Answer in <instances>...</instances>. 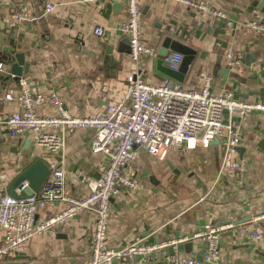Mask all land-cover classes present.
<instances>
[{"label":"crops","instance_id":"crops-1","mask_svg":"<svg viewBox=\"0 0 264 264\" xmlns=\"http://www.w3.org/2000/svg\"><path fill=\"white\" fill-rule=\"evenodd\" d=\"M197 1L223 11L225 18L170 0H141L142 43L154 47L158 56L141 54L134 62L118 28L126 18L125 0H0V115L21 107L18 80L7 75L17 55L20 77L33 91L44 96L57 93L63 108L83 116L104 112L108 103L118 101L131 73H140L152 83L168 78L157 68L167 39L194 50L190 68L179 81L184 87L201 88L204 82L199 72L203 71L211 78V92L232 91L240 99L264 102V31L250 27L257 15L264 17V0ZM45 3L53 4L48 12H44ZM14 10L38 17L13 28L9 19ZM226 17L232 25L225 23ZM98 25L107 34L95 35L93 28ZM228 49L239 53L244 64L241 72L226 64ZM170 51L174 50L168 48L166 54ZM7 90L12 91L11 99L4 98ZM36 111L57 114L46 101ZM223 121L231 122L240 138L236 156L244 166L241 175L232 179L220 170L215 142L194 149L170 146L163 159L137 148L132 167L136 186L124 187L111 198L107 246L118 248L144 236L149 242L186 237L177 250L201 259L203 241L194 234L204 224L247 221L264 212V113L239 116L223 111ZM91 134L90 129L67 132L65 149L57 154L64 161L67 187L75 197L88 193L85 178L98 176L105 163L104 157L88 149ZM54 157L38 147L30 133L12 136L0 127V195L34 159L47 163ZM64 207L61 201L47 204L38 209L36 220ZM95 222L93 212L81 211L35 234L21 249L2 256L0 263L85 264ZM2 233L0 228V243ZM172 250V245L167 246V252ZM133 264L166 263L155 258ZM202 264H264V237L243 239L234 230H225L220 233L218 258Z\"/></svg>","mask_w":264,"mask_h":264},{"label":"built area","instance_id":"built-area-1","mask_svg":"<svg viewBox=\"0 0 264 264\" xmlns=\"http://www.w3.org/2000/svg\"><path fill=\"white\" fill-rule=\"evenodd\" d=\"M170 1L184 4L195 11L208 12L214 17L225 18L223 11L197 0ZM52 8L53 4H44V12ZM125 15V20L118 28L128 40L129 58L136 62L141 54L158 56L154 47L142 43L141 0H125ZM37 17L22 10H14L9 22L15 28ZM225 23L233 24L227 17ZM250 27L264 31V17L257 15ZM93 33L103 36L107 30L98 25L93 28ZM225 59L229 67L239 72L243 70V61L234 49L226 51ZM181 60L182 54L179 51H170L162 58L163 64L173 71L178 69ZM2 68L0 63V70ZM199 75L204 84L201 88L190 89L169 77L162 83H152L140 73H131L126 77L127 86L118 101L108 103L104 112L98 110L83 116L73 115L63 108L59 94L44 96L33 91L25 78L19 77L17 98L21 107L7 116L0 115V127H4L12 136L30 133L38 147L55 154V157L47 162L48 174L36 192L19 197L7 193L0 195V228L3 232L0 259L9 252L21 249L35 234L51 230L84 210L96 216L95 226L89 235L90 255L85 264H133L155 258H162L166 264H202L204 261L215 262L218 258L220 233L225 230H234L236 236L243 239L263 238L264 212L247 221L204 224L194 234L203 241L201 259L181 254L177 250L176 245L186 237L151 242L145 236L136 237L118 248L106 244L111 198L124 187L136 186L132 167L137 148L141 147L158 159H163L170 146L184 145L188 149L208 147L218 139L220 170L232 179L241 175L244 166L236 156L240 138L232 123L223 121V111L239 116L253 111L264 113V102L240 99L232 91L213 93L210 76L203 71ZM11 97L12 91L7 90L4 98ZM44 101L57 110V114H38L36 106ZM77 129L92 130L88 149L93 155L105 158L99 175L85 178L88 193L82 197H75L69 192L64 161L57 158V154H62L65 149L67 132ZM25 184L23 182L18 185L15 192L19 194ZM55 201L63 202L65 207L37 221L38 209ZM169 245L173 246L171 252L166 251Z\"/></svg>","mask_w":264,"mask_h":264},{"label":"water","instance_id":"water-1","mask_svg":"<svg viewBox=\"0 0 264 264\" xmlns=\"http://www.w3.org/2000/svg\"><path fill=\"white\" fill-rule=\"evenodd\" d=\"M127 49H128V40ZM170 48L174 51H179L182 53V60L177 70L173 71L168 69L162 62V58L159 57L157 60V68L166 74L168 77L175 79L177 81H182L183 76L189 70L190 65L194 58V50L187 46L186 44L177 42V41H168V39L164 43V47L160 50L159 55L163 56L166 54L167 49ZM15 58H18L16 63H14L8 72V77L12 79H18L22 75V70L19 68V55ZM215 143L218 142V139L214 140ZM48 174V165L47 163L40 159H34L18 176H16L8 185L6 193L13 197L26 196L31 195L38 190L42 181ZM25 181V186L23 189L17 194L15 192V188Z\"/></svg>","mask_w":264,"mask_h":264}]
</instances>
